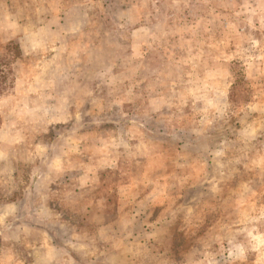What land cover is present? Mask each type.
Segmentation results:
<instances>
[{"label":"rangeland","instance_id":"374dc122","mask_svg":"<svg viewBox=\"0 0 264 264\" xmlns=\"http://www.w3.org/2000/svg\"><path fill=\"white\" fill-rule=\"evenodd\" d=\"M0 264H264V0H0Z\"/></svg>","mask_w":264,"mask_h":264}]
</instances>
